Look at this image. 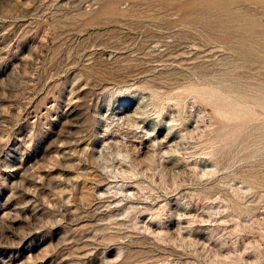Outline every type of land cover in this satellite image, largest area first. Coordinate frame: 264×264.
Returning a JSON list of instances; mask_svg holds the SVG:
<instances>
[{"label":"rangeland","instance_id":"rangeland-1","mask_svg":"<svg viewBox=\"0 0 264 264\" xmlns=\"http://www.w3.org/2000/svg\"><path fill=\"white\" fill-rule=\"evenodd\" d=\"M0 264H264V0H0Z\"/></svg>","mask_w":264,"mask_h":264}]
</instances>
